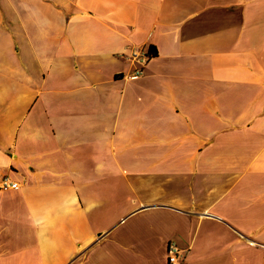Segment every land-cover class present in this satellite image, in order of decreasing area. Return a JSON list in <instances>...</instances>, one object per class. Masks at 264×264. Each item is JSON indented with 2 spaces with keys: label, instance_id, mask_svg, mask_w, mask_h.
<instances>
[{
  "label": "crops",
  "instance_id": "1",
  "mask_svg": "<svg viewBox=\"0 0 264 264\" xmlns=\"http://www.w3.org/2000/svg\"><path fill=\"white\" fill-rule=\"evenodd\" d=\"M5 175L0 264H264V0H0Z\"/></svg>",
  "mask_w": 264,
  "mask_h": 264
},
{
  "label": "built area",
  "instance_id": "2",
  "mask_svg": "<svg viewBox=\"0 0 264 264\" xmlns=\"http://www.w3.org/2000/svg\"><path fill=\"white\" fill-rule=\"evenodd\" d=\"M154 56L150 49L145 47H134L130 52V59L134 64V70L128 75L130 77H139L144 75L145 67ZM17 181L10 176H0V189L9 190L18 188ZM189 250L179 246L175 240H169L167 244V259L169 264H183L188 256Z\"/></svg>",
  "mask_w": 264,
  "mask_h": 264
},
{
  "label": "trees",
  "instance_id": "3",
  "mask_svg": "<svg viewBox=\"0 0 264 264\" xmlns=\"http://www.w3.org/2000/svg\"><path fill=\"white\" fill-rule=\"evenodd\" d=\"M152 49V51L155 53V49H153V48H151Z\"/></svg>",
  "mask_w": 264,
  "mask_h": 264
}]
</instances>
